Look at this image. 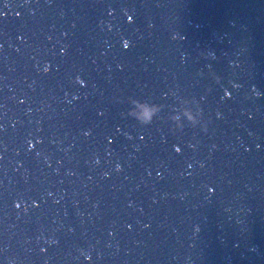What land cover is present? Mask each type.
Segmentation results:
<instances>
[{
	"label": "water",
	"instance_id": "water-1",
	"mask_svg": "<svg viewBox=\"0 0 264 264\" xmlns=\"http://www.w3.org/2000/svg\"><path fill=\"white\" fill-rule=\"evenodd\" d=\"M0 264H264V0H0Z\"/></svg>",
	"mask_w": 264,
	"mask_h": 264
},
{
	"label": "clouds",
	"instance_id": "clouds-1",
	"mask_svg": "<svg viewBox=\"0 0 264 264\" xmlns=\"http://www.w3.org/2000/svg\"><path fill=\"white\" fill-rule=\"evenodd\" d=\"M132 103L135 105V107L129 109L128 115L133 117L142 125L151 124L153 121V117L161 111L160 106L156 103H149L148 101H140L136 99H134ZM184 114L193 126L198 123L197 117L193 115L191 111L185 110ZM174 119L179 120V116H175ZM176 127L179 129H183L184 125L178 123Z\"/></svg>",
	"mask_w": 264,
	"mask_h": 264
}]
</instances>
